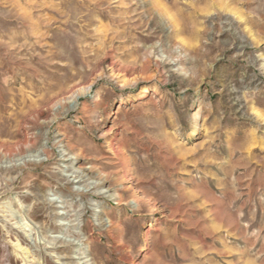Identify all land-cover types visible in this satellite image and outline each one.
<instances>
[{
  "label": "rangeland",
  "instance_id": "374dc122",
  "mask_svg": "<svg viewBox=\"0 0 264 264\" xmlns=\"http://www.w3.org/2000/svg\"><path fill=\"white\" fill-rule=\"evenodd\" d=\"M82 251L264 264V0H0V264Z\"/></svg>",
  "mask_w": 264,
  "mask_h": 264
},
{
  "label": "bare ground",
  "instance_id": "6f19581e",
  "mask_svg": "<svg viewBox=\"0 0 264 264\" xmlns=\"http://www.w3.org/2000/svg\"><path fill=\"white\" fill-rule=\"evenodd\" d=\"M147 92L145 91V92H143L142 93V95L140 96V97H143L145 94H146ZM81 177L82 178V176L83 175H78V177ZM93 183V182H92ZM67 245V243L65 242V241H63V240H58V239H53L52 240V243H51V245H54V246H56V245ZM68 259H69V262H72V263H74L75 262V264H88L87 263V260H86V256H85V252L84 251H82L80 254H79V258H77L76 260L77 261H74V259L72 258V257H68Z\"/></svg>",
  "mask_w": 264,
  "mask_h": 264
}]
</instances>
